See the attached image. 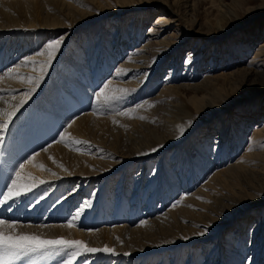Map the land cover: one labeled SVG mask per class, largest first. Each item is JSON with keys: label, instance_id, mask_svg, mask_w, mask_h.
<instances>
[{"label": "rangeland", "instance_id": "374dc122", "mask_svg": "<svg viewBox=\"0 0 264 264\" xmlns=\"http://www.w3.org/2000/svg\"><path fill=\"white\" fill-rule=\"evenodd\" d=\"M4 2V6L10 8L8 10H10L13 17L9 18L8 13H6L8 10H4V16L0 18V25H10V22H17L16 25L23 24L25 27V25H30L31 22L32 24L42 26L58 23V28L57 32L53 33V35L44 34V31L41 30L43 28L34 30V32L21 28L0 32L1 65L5 66L6 62H9V64L11 63V67H13L14 64L20 62V59L25 57L26 53H23L22 48L26 47L24 43H26L29 37H35V35L41 37L38 40L39 45L36 41L33 47L34 49L38 45L35 49L39 50L37 52L45 51L44 49H46L48 43L56 38L63 37L59 50L55 54L56 58L50 62L48 67L44 68L42 77L41 72L39 73V79L41 82H45V84L39 85L41 87L40 93L38 92L39 94L36 98L30 101L31 103H27L28 105L24 106L22 112L15 118L16 123H19L23 128L18 125L12 128L14 133L15 131L16 133L18 132V135L11 134V138L13 136L15 138H12L10 149L18 145L20 139H23V131H25L24 137L28 136L29 133L32 135L31 131L34 128L45 124L44 121H47L46 116L48 113L42 108V105L47 102V95L49 93L57 96V98H77V102L79 101L78 97L84 93L80 85L85 84L86 86L91 84L96 92L100 90L101 86L109 78L114 77L116 79L114 76L115 70L122 64V61L132 56L131 54H124L123 59L121 58V63L116 58L107 74L105 73L101 76L99 83L93 84L95 81H92L94 79L92 72L96 68V65L91 67V64L89 65V63H92L90 61L99 55L101 49H106L104 48L106 46L111 49L110 51L113 50L112 54L116 52L118 41H121L119 35L115 39L117 35L116 31L123 29L127 37L132 36L136 30L137 17L142 14L145 17V25L142 30L145 37L139 42L140 44L155 43V41L164 39V37L173 36L172 40L169 41L171 44H166L168 46H164V48L167 49L161 53V56H164L162 60L165 62L159 68H156L155 73L152 72L150 74V77L146 79L147 82L140 87L137 85L134 88L130 87L131 89L127 87L123 88L121 94L117 95L119 99L105 102L104 106H106L107 110L110 109L111 112V109H115L111 113L105 111L104 115H102L103 113L100 114L102 116L101 123L96 119L93 124L91 123V132L89 134L92 136V139L90 141L94 142V144L97 143L96 146L101 149L114 152L115 155L102 167L103 171L117 165H124L115 171V174L100 176L101 178H98L97 181L87 185L89 187L87 194L79 205L83 201H95L99 198L94 207L103 201L105 203L108 202L110 205V207L103 205L104 207L108 209L114 208L111 213L106 210H96L91 205L92 209H94L92 213V209L85 211V218L88 219H86V222H88L86 226L87 230L90 229L88 226L93 227L91 229H98L106 225L112 227L114 224L108 223L105 219L111 216V218H115V214H119L117 215L120 221L118 223L126 226L127 224L129 226L141 224L145 220H148V218H138V212L148 208L146 202L153 196L155 201L151 205V208L155 210L159 209L161 215L170 212L174 207L182 206L184 199L192 197L194 193L199 191L201 185L210 182L217 170L225 169L230 163H235L239 158L241 159L245 151H250L249 139L253 135L255 128L264 127V116H261L260 123L254 122L253 124L254 118L260 114L259 111L256 113L255 110L264 109V80L255 79L258 77L257 74L253 76L252 80L244 79V74L241 73L252 61L254 55L260 52V49L264 46V0H38V6L32 5L31 8H27L23 4H15V6L13 5L14 7H9V2ZM178 12L182 17L176 15ZM162 13L163 15H161ZM159 15L172 20L180 19V21L171 23L172 25L170 24L167 29H165L166 27L153 26ZM178 24L180 25L178 26ZM150 29L160 31V36L157 37L154 34L149 36ZM71 31L73 33L68 36V33ZM66 35L67 37H65ZM186 36L189 37L186 39ZM205 40H207L208 44H202ZM176 43L179 45L174 47L173 44ZM125 44L129 45V41L127 40ZM173 47L174 49L176 48V52H174ZM200 47H204L203 51L206 49L207 52L202 57L203 68L199 72L198 67H195V61L198 62L201 59H196L199 56L195 53L201 49ZM27 50V55L31 54L29 53V46H27ZM84 51L88 55V58H84V64L89 65L90 70H86L87 72L85 69L75 71L72 77L77 81L73 78L71 81L65 79L63 76H66L65 72H67V68L72 66V64L78 65L77 57L84 53ZM132 51L134 49H131L129 53ZM216 52L222 55L218 60V62L221 61L218 66L217 62L215 64L211 63L213 60L212 56H215ZM159 55L153 54L151 57V60L154 61L153 64L156 63L155 61H159L157 58ZM102 58L106 60V63L109 61L107 60L109 57L106 58L104 56ZM97 62L100 65L105 64L101 60ZM186 62L189 63L187 64V69L178 72V65L182 64L181 66H183ZM211 65H213V68ZM155 66L152 65L149 70L155 69ZM5 67L0 69V75L6 69L9 70L11 68L7 66L5 69ZM253 71L255 72V69ZM185 75H192V81L187 80L188 78H183ZM60 76L64 80L61 81ZM130 76L128 74V77L124 78L123 81L127 80L132 85L131 81L134 82L135 80ZM169 76L171 80H168ZM166 86H175L180 89L174 91L166 90L165 94L163 93L162 95L161 93ZM158 95L159 98L153 100ZM164 95L165 99H163ZM94 98L88 101V103H92L91 105L89 104L90 107L87 105V101L85 103L80 101L82 102L80 103L83 106L82 109L85 110L84 112L82 109L80 112L78 111V116L87 112L98 113L99 109L104 107L102 106L101 99ZM94 101L97 103L98 108L97 105L94 108ZM168 102L174 103L175 109L170 108ZM100 105L101 108L99 107ZM65 109L70 113V107H65ZM220 110H228L225 116H230L234 126L242 129L241 133L244 135V139L241 143L242 145L234 150V155L231 158H227L233 159V161H228L226 165L215 168L211 164L209 165V159H204L200 152L203 148V140L208 135L210 148L205 154L208 156L212 155L215 150L214 147L216 145L214 144L215 139L213 137L217 136V131H215V127L212 130V127L217 120V113ZM122 111L129 113L128 115H121V118L124 117L123 120L118 118L107 120L109 116L114 114L120 115L119 113ZM244 121L246 126H248L247 129H245L246 126H242V122ZM175 126L178 128L173 131ZM208 126L210 127L208 128ZM56 128L59 129L55 131L58 138L55 139L53 137V142L59 139V133L66 126L54 127L51 124L50 131ZM181 128L184 129L183 133L180 131ZM170 129L173 130L170 132ZM209 129H211V132ZM48 131L49 128L45 126L39 132L47 134ZM24 140L27 141V139ZM36 140L32 139L31 141L35 143L39 142L38 137ZM258 140L259 145L256 152H258V158L264 159V137H260ZM51 141L52 139L50 138L45 144L38 146L36 149L34 148L33 152L39 149H46L52 143ZM168 142L170 145L168 148H165L164 145ZM139 147L146 149H139ZM28 148L33 149V146L28 144L26 150ZM11 150L8 149L7 151L11 152ZM149 150L153 154L155 153L154 156L139 161L135 159L139 154L146 153ZM76 151L80 153L79 150ZM84 154L88 156L92 155L86 152ZM98 156L100 155L98 154L96 157ZM7 157L3 165L6 164ZM97 162L98 160L89 164L96 165ZM128 163H130V166L126 168V166L128 167ZM257 165L256 167L241 169L236 174L230 176L227 175L226 177L213 179V182L209 184V189L210 191H212L213 187L218 189L215 200L212 199L210 201L208 199L207 201H201L208 204H213L214 202L215 207L213 209L212 206L210 210H213L210 213H206L205 216L201 215L204 214L203 208L205 207V205H201L199 208L188 212L182 220L160 229L157 234L150 235L142 243H137V245L133 246L135 250L139 251L146 247L153 248L161 245H171L173 241L190 237L194 238L193 244H186L178 253H175L177 247L164 250L159 249L151 252L143 260L140 257L136 258L135 264H158V262H161L160 264H175L178 258L180 259V264H209L207 260L210 259L213 253L214 255L217 254L220 249L222 252L231 251L230 255H234V257L237 256L238 252L241 253L242 248H237L239 247L238 242H240V239L244 240L245 238L243 245L246 242L248 243L253 233L251 230L264 219L263 163L260 161ZM103 171H96V173ZM3 179L7 181L4 176V170ZM189 181L194 183V185L190 186L191 183ZM144 187L151 188V190L143 202L137 203V198H140L139 190ZM35 188L41 189V194L43 195V190L40 186H36ZM173 190L176 191L174 192ZM228 194H231L233 198L227 203L219 204L218 198ZM197 199L199 200V198ZM88 213H90L89 217H87ZM92 214H94L95 219L92 217ZM121 214L132 216L134 221L130 222L128 217H121ZM247 215L250 217H247ZM71 216L69 214L68 218H71ZM68 218L64 221L69 220ZM92 218L95 220V223ZM98 219H101V221ZM103 220L106 222H103ZM243 220H246L244 224H247V222L248 224L244 227L245 237L242 239L240 234L234 232V229L239 230L236 224L238 221ZM99 223L102 224L99 225ZM34 224L48 223L40 220ZM218 225L219 228L214 229ZM261 230V235L264 236V227ZM216 231L217 234H215ZM222 232L223 234H220ZM203 233H209L211 237L208 240L201 239L200 235L202 234L203 236ZM210 241H219L220 248L217 249L214 244L208 245ZM200 242L207 243L204 246ZM253 244L251 251L256 248L257 241L253 240ZM260 250L257 260L260 261L259 263L264 264V245ZM251 257L250 253H248L246 259L241 264H247L248 259ZM32 258L34 257H28V260ZM91 258L93 257L91 256ZM254 260L256 261L255 258ZM122 262L126 263L127 261L123 260ZM33 263H35V260L31 264ZM46 263L50 264L51 261L47 259ZM230 264L236 263L232 262Z\"/></svg>", "mask_w": 264, "mask_h": 264}, {"label": "bare ground", "instance_id": "6f19581e", "mask_svg": "<svg viewBox=\"0 0 264 264\" xmlns=\"http://www.w3.org/2000/svg\"><path fill=\"white\" fill-rule=\"evenodd\" d=\"M4 1L9 2V4H10V6L8 5L9 7H12L13 5L15 6V4L16 5L23 4V5H26L27 8H31L32 5L35 7L38 6V4H37L38 0H0V18H3V16H4L3 11L4 10L10 9V8H7L4 6V4H5ZM8 11L6 12V13H8V17L12 18L13 16L10 13V10H8ZM11 11L13 12V10H11ZM163 13L161 15H163ZM161 15L157 16L158 19L156 20L155 25H153V26L166 27L165 29H167V28H169L171 23H174L175 21H177V22L180 21V19H178V18H177L178 20H172V19H168V18L161 16ZM176 15L182 17L179 14V12ZM11 21H12V19H11ZM144 21H145V17H143L142 14L137 17V26H136L135 33H133V35H132L133 37L128 36L129 37L128 38L127 34L125 35V32L123 31V29H120V31L115 32V33H117V35L115 36V39L118 38V35H119V37H121V41H118L119 42L117 45L118 48L116 49V52L114 54H112L113 50L110 51L111 49L107 48V46H106V47H104V48H106L105 50L101 49L99 51V55H97V57L95 59L90 61V62H92V63H89V65L91 64L90 67L96 65V68L92 72L93 77H94V79H92V81L94 80L95 82L93 84H95V83L100 82L101 76L103 74H105V73L107 74V71H109V69L111 68V66L114 63L113 61L116 58H118L120 60V63H121V58L123 59L124 54L128 53V54L132 55L130 57H127L128 60L126 58L125 61H122V64L119 63L120 65L118 66V69H116L115 73H114V76L116 77V79H114V77L111 79L110 78L108 79L107 82L111 81V83L109 84V88L107 90H105L106 94H108V95L115 94L117 96V95L121 94V91L113 93V91H112L113 89L122 90L125 87H127L128 89H131L130 87L134 88L137 85H139V87L141 85H144L147 82L146 79L148 77H150V74L152 72L155 73L156 68H159L162 65V63L165 62L164 60H162L164 56H161V53L163 51H165V49H167V48H164V46H168L169 44H171V42H169V41L172 40L173 36L164 37V39L157 40V41H155V43H150V44L148 43V44H144V45L140 44L139 42H141L145 37V35L142 32L144 25H145ZM16 23L17 22H10V25H7V24L0 25V32L13 31V30H17L19 28L26 30V31H33L34 32V30H39V28H43L41 30L44 31V34L53 35V33L57 32L56 30L58 28L57 27L58 23H51V24H48V26H42L39 24H34V23L32 24V22H31L32 25L31 24L25 25V27L23 24L16 25ZM179 25L180 24H178V26ZM72 33H73L72 31L69 32L68 36ZM152 34L157 35V37H159L160 31L150 29L149 36ZM191 35H189V36H191ZM189 36H186V39ZM65 37H67V35ZM39 38H41V37L35 35V37H29L27 39L26 43H24V45H26V47L22 48L23 49L22 51H24L23 53L24 54L26 53V54H25V57H23V59H20V62L14 64L13 67H11V65H10L11 63L9 64V62H6L5 66L7 65V66H10L11 68L17 69L16 73H13L11 78L7 75V73H8V69H6L7 66L5 67L4 65H1V63H0V69L4 68V67L6 69V70L3 69L5 71L0 75V90H2V91H0V109L6 110V111H12V107L14 105L20 104L21 101H23L22 106L19 107V109L16 111L15 115L13 116L12 121L15 120V118L22 112L23 107L28 105L27 103H29L30 101H33L36 98V96L40 93L39 90H41V87L39 85L45 84V82H41V80L39 79L40 64L47 62L48 58H47V55H44V56L38 55L37 51H39V50H35L39 45V42H38ZM125 39H127L129 41V45L125 44V42H127V40H125ZM36 41L38 42V45H36V48L33 49L34 45L36 44ZM4 43H5V41H4ZM196 43H197V41H196ZM166 44H168V45H166ZM202 44H208L207 40H205ZM132 45H133V47H131ZM173 45H174V47H176L179 44L176 43ZM27 46H29V49H30L29 53H31L29 55H27V53H28ZM174 47H173V50H175L174 52H176V48L174 49ZM262 47L263 48L260 49L261 51L257 52L254 55V58H252V61H250L248 66L243 71L240 70L241 73L244 74V76H243L244 79L252 80L253 76L255 74H257L258 77L255 79L264 80V46H262ZM200 48L201 49L197 50L195 53V54H198V56H199V58H196V59H201L200 61H198L199 63L195 61V65H196L195 67H198L199 72L203 68L202 57H204L205 53L207 52L206 49L203 51L204 47L203 48L200 47ZM131 49H134V51L129 53V51ZM44 50L46 51V49H44ZM86 51H84V53H82L78 57L76 56L78 58L79 64L78 65L72 64V66L67 68L68 70H67V72H65L66 76H63L65 79H69L71 81L73 78L72 76L75 74L74 72L78 71V69H80V70L85 69V71L89 69V65L84 64V58L85 57L88 58ZM201 51H203V52H201ZM153 54H158V55L160 54L157 57L159 61H155L156 62L155 64H153L154 61L151 60V57L153 56ZM177 54H179V53H177ZM103 55L106 56V58L109 57L107 59V60H109L108 61L109 63L105 62L106 60L104 58H102V57H104ZM221 56L222 55H220V53L216 52L215 56H212L213 60L211 63L215 64V62H217V66H218L219 62L221 63V61L218 62V60L221 58ZM30 57L34 59V61H35L34 64L31 61H29L28 63H25V61L28 60V58H30ZM69 57H70V55H69ZM55 58H56V55H55ZM77 58H76V60H77ZM12 60H10V61H12ZM99 60H101L102 62H105V64H102V65L97 64L98 63L97 61H99ZM176 63H178V62H176ZM65 64H67V63H65ZM187 64H189V63L186 62V64H184L183 66H181L182 64L178 65V67H177L178 72L180 70L185 71L188 67ZM152 65H156L157 67L155 66V69L150 71L149 69L152 67ZM212 66L213 65H211V67ZM215 68H217V67H215ZM249 68H251V69H249ZM253 69H255V72L253 71ZM214 71H215V69H214ZM128 74H130L132 76V78L135 80L134 82L131 81L132 85H130V82L127 80L123 81L124 78L128 77ZM177 76H176V78L178 79ZM28 77H35L37 80H39V83H36L35 81H33L32 83H29L27 80ZM60 78H61V81L64 80V78H62L61 76H60ZM170 78L171 77L169 76L168 80H171ZM183 78H188L187 80L192 81L193 76L192 75H189V76L185 75V77H183ZM42 81H43V79H42ZM75 81H77V80H75ZM89 81L91 82V80H89ZM80 86L82 87V92H84V93H82L78 97L79 101H77V102H76L77 98L76 99H72L69 97L57 98V96H54L52 93H49L47 95V102L44 105H42V108H44L45 111H47L46 113H48V115L46 116L47 121L45 120L44 122L48 126H51V124L54 127L66 126V128L59 133V136L61 137L63 135L65 139H64V141H61V139L59 137V139L57 141L53 142L54 138L55 139L58 138L56 136L55 131H57L59 129L56 128L55 130H52L51 131L52 133H50L48 135L52 139V141H51L52 143L50 142L51 144H49V146L46 147V149H39L38 151L33 152L31 150L28 151L25 149L28 147L27 144L19 145L18 147H16L14 149V151H12V154H9V156L7 157L6 164L5 165L2 164V166H1L4 170V176H5L6 180L10 182L11 179L14 178V172L16 170H18L19 165L21 163H24L25 167L23 170V176L26 179L28 177H34L35 178V181H34L35 186L32 188L31 191L23 194L18 200L0 203V214H1L2 218L4 216L5 219L18 221L19 226L16 229V231L18 233L36 235L42 239L54 240V239L63 238V239H67V240H78V241L84 242V244H86L90 248L103 249V248L107 247L109 249H113L114 253H115V254H112V253L104 252V251H99V252H95V253H87L86 252L82 256L77 258V260H76L77 262L83 261L82 264H84V262H85V264H135L136 258L140 257L143 260L146 257H148L147 255H149L151 252H155L159 249L164 250V249H172V247L173 248L177 247L175 250V253H178V251H181L180 249H183V246H185L186 244H188V243L193 244L194 242H192V241L194 238L190 237V238H186V239H182V240L173 241V242H171L172 243L171 245L167 244V245H161V246H157V247H153V248L152 247H146V248H143L139 251L135 250L133 245H137V243H142V241L146 240L150 235L157 234V232L160 229H163L164 227L170 226L171 224L173 225L177 221L182 220L183 218H185V216L187 215L188 212H190L191 210H193L195 208H199L201 205H205V207L203 208L204 214H201V215L205 216L206 213H210L215 207L214 202H213V204H208L207 202L203 203L201 201H205V200L207 201L208 199L210 201L212 199L215 200L216 192L218 191V189L216 187H213L212 191H210V189H209V187H210L209 184H211L213 182L214 178H218V177L221 178L223 176L226 177L227 175L230 176V175L236 174L241 169H245V168L248 169L250 167H256V165L260 161L263 163L262 171L264 172V159L258 158V152H256L258 145H259L258 139L260 137L261 138L264 137V127H262V128L256 127L253 135L249 139V144H250L249 147L251 148V150L245 151L244 154L242 155L241 159L239 158V160H237L235 163H230V165H227V167L225 169L220 170V171L217 170V172L214 173V175L212 176V178H211L212 180L210 182H208L207 184L201 185L199 191L194 193L192 195V197L190 196V197H187L186 199H184L182 206L174 207L173 209L170 210V212L164 213L161 215L159 213V209L155 210V209L151 208V205L155 201V198L153 196V197H150L152 200L147 198V199H149V201L146 202V204L148 205V208H146V210H144L145 213L143 214L144 218L145 219L148 218V220H145L141 224L136 225V226H129L127 224V226H126L124 224L118 223L119 220H118L117 215L115 216V218L114 217L111 218L112 216L111 217L105 216L106 217L105 220L108 223L114 224V225L112 224L113 225L112 227L106 225V226L100 227L98 229H91L88 226V228H90V229L87 230L86 226H87L88 222H86L87 218H85V214H86L85 211H87L89 209L91 210L92 209L91 205H93V208H95L94 204L97 202V200H99V198H98L95 201H88V202L83 201L82 204L79 205L81 200H83V197L87 194V190L89 188V187H87V185H89L91 182L97 181L98 178H101L100 176H105L108 174H110V176H111L112 174H115L116 173L115 171L120 169V167H122L124 164L121 166L117 165V166L111 167V169H109V170L103 171L104 169H102V167H104L106 162L110 161V158L112 159L115 156L114 152H111V151L109 152V151H106L104 149L97 147L96 146L97 143L94 144V142L92 143L90 141L92 139V136L89 133L91 132V123L93 124L95 119L98 122L100 120H102V116L100 114L103 113L102 115H104L105 111H108L107 113H109L110 109L109 110L106 109V106H104L105 101L103 99H101L102 106H104V107H102V109H99L98 113L95 112L93 114L92 112H90V113L87 112V113H83L82 115L78 116L79 112L83 108V106L80 103H82V102L85 103L87 101V105L89 106L90 103H88V101L94 97L97 98L96 94H97V92H99V90H97L95 92V90L92 88L91 84L86 85V86L84 84V85H80ZM179 89L180 88H177L175 86H169V87L166 86V88L162 91L161 94L162 95H163V93L165 94L166 90L167 91L168 90L174 91V90H179ZM124 90H126V89H124ZM29 91H31L32 94H31V96L26 97L24 95V93L29 92ZM158 98H159V95H158V97L156 96L155 98H153V100H157ZM163 99H165V95L163 96ZM80 101H82V102H80ZM168 103L170 104V108L176 107L174 105V103H172V102H168ZM96 105H97V103H95V101H94V103H93L94 108L96 107ZM65 107L71 108L70 113L67 112ZM99 107L101 108V105ZM97 108H98V105H97ZM113 109H115V108H113ZM113 109H111V112ZM82 110L84 112L85 109H82ZM227 111L228 110L218 111L217 120L213 124V127H212V130L215 129V131H217V136L213 137L215 139L214 144L216 145V147H214L215 148L214 152L212 153V155L210 154L209 156L205 154L206 152L209 151V148H210L209 135L206 138H204L203 148L201 149V152H200V154L204 157V159H209V161H208L209 165L211 164V166H214L215 168H219L221 165H226V162H228V161L232 162L233 159H227V158H231V156L234 155V150L239 148L240 145H242L241 143L244 139V135L241 133L242 129L236 128L234 126L230 116L229 117L225 116V113ZM258 111L260 112V114L258 115V117L254 118L253 124H254V122L255 123L259 122L261 120V116H264V109L262 110L260 108V110H255L256 113ZM113 113H115V112H113ZM121 117H122L121 115L114 114L112 116H109L107 118V120H110V118H114V119L118 118L120 120H123L124 117L123 118H121ZM5 119H6V117L0 118V123H3ZM72 121H74V123H72L71 127L70 128L67 127V125ZM101 122L102 121H100L99 123H101ZM242 126H246L245 121L242 122ZM209 127L210 126H208V128ZM177 128L178 127L175 126L174 130L170 129V132L172 130L175 131ZM247 128H248V126L245 127V129H247ZM16 130H19V129H16ZM24 130H26V129H24ZM209 131L211 132V129H209ZM26 132H27V130H26ZM3 133H4V131H0V136H3ZM13 134L18 135V132L16 133V131H15V133H13ZM24 134H25V131H23V137H24ZM244 134H245V132H244ZM46 135L47 134H43L44 137ZM29 137H30V140H32V139L36 140V138H37V137L32 136V135L31 136L26 135L23 139H20V137H19V139H20L19 143L23 142L24 139H29ZM12 138L9 141L8 148L10 147V145L12 143ZM77 141H80L81 143H77ZM169 145L170 144L168 142L167 144L164 145V147L168 148ZM11 149L9 148V150H11ZM139 149H146V148L139 147ZM74 150H75V152H74ZM76 150H79L80 153ZM211 150H213V149L211 148ZM84 152H86L88 154H92V155L91 156L90 155L88 156L87 154L85 155ZM229 153H231V154H229ZM98 154L100 156L96 157ZM154 154L151 152V150H149V151H146V153L139 154V156L135 157V159L138 161L141 159L144 160V159H147L148 157L154 156ZM110 156H112V157H110ZM32 157H34V159L31 160V163H27V161L29 159H31ZM108 158H109V160H107ZM263 158H264V156H263ZM96 160H98L96 165L95 164H89V163H93ZM129 164L130 163H128V167L126 166V168H129V166H130ZM40 165H43V168H41ZM60 165H62V167ZM173 165H175V164L173 163ZM96 171H98V172L103 171V172L96 173ZM94 173H96V174H94ZM143 177H145V176L143 175ZM3 180L4 179L2 176V179L0 181L1 182L0 183V190L4 189V182H7L5 180L3 182ZM40 181H44V182L40 183ZM9 182H7V183H9ZM27 182H33V181L28 180ZM40 184H43V185H40ZM192 185H194V183L190 184V186H192ZM36 186H38V187L40 186L42 188L43 195H45V197L50 195L47 193L52 192L54 187H59V189L57 191H55L54 194H55V199H57V200L60 199V200L57 201L58 203L56 204L54 209L47 211L48 206H46V204H45L47 200L43 201V202L40 201L38 203H35L34 200L36 198H38L39 195H41V189L35 188ZM150 190H151V188H148V187L140 188V190H139L140 191V193H139L140 198L139 199L137 198V203L143 202L144 198H146V196H147V194H149ZM176 190H173V191L175 192ZM197 198H199V200ZM232 198H233V196L231 194L224 195L221 198H218L219 204L227 203ZM10 204H11V207L9 206ZM48 205L50 206V201L48 202ZM103 205H107L110 207L108 202L107 203L104 202ZM212 206H213V209L210 210L212 208ZM73 210H75L73 215L71 216V218H68V215ZM77 212H79L80 215L77 216L75 219V227H67V223L70 220H72V218L76 215ZM99 213H100V211H99ZM104 213H106V212H104ZM139 214L140 213L138 212V215ZM155 215H157L155 218L149 219ZM92 217H94V216H92ZM247 217H250V216L247 215ZM67 218L69 220L64 221ZM94 219H95V217H94ZM101 219L100 220L98 219V220L101 221ZM103 219H104V217H103ZM40 220H42L43 222L48 223V224H40V225L34 224ZM247 220H249V219H247ZM26 221H28V222H26ZM63 221H64V223H62ZM106 221L103 220V222H106ZM245 221L246 220L238 221L236 224V227H238L239 230L234 229L235 230L234 232L240 234L242 239L245 237L244 227L248 224V222H247V224H244ZM94 223H95V220H94ZM27 225H31V227H28ZM263 227H264V219H262L258 224H256V227L251 230V231H253V233L251 234L252 236L249 238L248 243L246 242V244L243 245V241H245V238H244V240L240 239V242H238L240 248L239 247H237V248L238 249L242 248V251H241V253L238 252L236 257H234V255H230L232 253L231 251L230 252H228V251L222 252L220 249L217 254L214 255V253H213L211 255L210 259L207 261H209V264H230L232 262L236 263V264H241L246 259V255L248 253H250V257L251 256H253V257L248 259L247 264H261V263H259L260 261L257 260V257L260 255L259 254L261 251L260 249H262V246L264 245V243H263L264 242V236L261 235V231H262L261 229H263ZM218 228H219V225L217 228H214V229H218ZM217 231H219V230H217ZM217 231L215 234H217ZM220 234H223V232ZM200 237H202L201 239H207L208 240L211 237V234L203 233V236L201 234ZM253 240L257 241V244H256L257 246H256V248L254 247L255 249H253L251 251V246L254 245ZM210 242H208V245L214 244L215 247H217V249L220 248L219 247V244H220L219 241H216V242L210 241ZM206 243L207 242H200V244L201 245L203 244L204 246ZM241 244H242V246H241ZM201 245H200V247H201ZM225 249H226V247H225ZM137 254H139V255H137ZM91 256L93 258H91ZM254 258L256 259V261L254 260ZM123 260H126L127 262L126 263L122 262ZM113 261H114V263H112ZM179 261H180L179 258L176 259L175 264H180ZM160 263L161 262H158V264H160ZM74 264H76L75 261H74Z\"/></svg>", "mask_w": 264, "mask_h": 264}, {"label": "snow or ice", "instance_id": "6c2138e0", "mask_svg": "<svg viewBox=\"0 0 264 264\" xmlns=\"http://www.w3.org/2000/svg\"><path fill=\"white\" fill-rule=\"evenodd\" d=\"M63 37L56 38L52 40L50 43L46 45V51L38 52L37 54L40 56L47 55V62L40 64V72L41 77L44 74V68L50 65V62L55 58V53L59 50V47L62 43ZM31 61L33 64L35 63L33 58H28L25 63ZM16 68H11L8 70L7 75L11 78L13 73H16ZM29 83L35 81L39 83L35 77L27 78ZM111 81L104 83L99 92L96 94L97 99H103L105 102H110L113 100L119 99L115 94L108 95L106 91L109 88V84ZM2 91V90H0ZM113 93L120 92V89H113ZM31 91L25 92L24 95L26 97L31 96ZM23 101L20 104L14 105L12 107V111H6L0 109V118L6 117L3 123H0V131H6L8 125L12 122V118L15 115L16 111L21 107ZM120 115H128V112H121ZM143 119V117H141ZM74 121L70 122L67 127H71ZM181 133H183L184 129H180ZM3 137L0 136V141H2ZM61 141H64V136L60 137ZM77 143H81L77 141ZM251 150V149H250ZM34 159L32 157L27 161V163H31V160ZM55 162V161H54ZM62 167V165H60ZM25 164L21 163L18 167V170L14 172V178L11 179L9 183H7L3 190H0V203L10 202L14 200H18L23 194L32 190L35 186V178L28 177L27 179L23 176ZM43 168V165H40ZM31 180L33 182H27ZM44 181H40L43 183ZM11 207V204L9 205ZM80 213L77 212L76 215L67 223V227H75V219L79 216ZM18 221L9 220L0 218V264H15L16 261L22 260L26 257H32L38 253H51L54 255H59L63 259V264H74V261L77 260L78 257L82 256L84 253H95L99 251L114 253L113 249H109L107 247L103 249L90 248L84 242L78 240H67L63 238L59 239H42L39 236L32 234H22L16 231L18 227ZM31 227V225H27Z\"/></svg>", "mask_w": 264, "mask_h": 264}]
</instances>
